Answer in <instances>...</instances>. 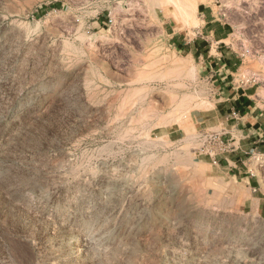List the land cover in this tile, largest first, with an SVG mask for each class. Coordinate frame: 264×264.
<instances>
[{
	"label": "rangeland",
	"instance_id": "374dc122",
	"mask_svg": "<svg viewBox=\"0 0 264 264\" xmlns=\"http://www.w3.org/2000/svg\"><path fill=\"white\" fill-rule=\"evenodd\" d=\"M216 51L264 99V0H0V264H264Z\"/></svg>",
	"mask_w": 264,
	"mask_h": 264
},
{
	"label": "crops",
	"instance_id": "0c3cea01",
	"mask_svg": "<svg viewBox=\"0 0 264 264\" xmlns=\"http://www.w3.org/2000/svg\"><path fill=\"white\" fill-rule=\"evenodd\" d=\"M200 6H202V3L198 4V9ZM228 24L233 26L230 23ZM231 35L232 34L229 33L227 37H230ZM212 38H214L217 43L226 42L228 40L227 38H219L215 36L214 32L212 33ZM185 45L186 49L187 47L191 49L187 56H191L193 60L196 61V54L193 52L192 46L195 47L197 45V39L193 43H190V41L186 42ZM195 51L198 50L195 49ZM216 52V59L211 60V54H201V56L198 57V61L204 60L205 63L201 62V64L204 65L203 68L206 73L208 74L209 69V72L213 73L211 76H215L216 82L221 81L223 87H225V89L227 88L225 97L220 98V100L217 101V103L224 102V105H215V107L210 110L199 111L198 114L191 116L192 121L199 126H206L209 124L212 126L222 122H228V124L231 125V130L233 132L238 130L243 134L242 144L245 151H242V153L244 154H249L248 152H252L253 147L257 144H262L260 147L264 148V99L259 92L260 88H256L254 82H252L253 78H256L257 76L261 77L262 75L252 72L253 74H250L252 80H250L248 83L243 82L242 86L240 87H234V82H231V80L233 77H236V75L231 71V68L228 64V60L231 59L228 57V55H225L224 52ZM213 64L217 66L215 70L212 67ZM209 65H211V68H209ZM229 86H231L232 89H229ZM234 112H236V115L233 114ZM168 135L171 137L174 135V132H170ZM261 155L264 156V154ZM238 158L241 160V155L236 153L226 157L225 161L228 163V165L235 164V167H237L236 164L238 160L236 159ZM238 169L239 174L244 173L246 176L242 182H244L245 185H249V179L251 178L249 176L250 170H246L243 167ZM254 200H258L259 206L264 204L262 203V201H264L263 198H254Z\"/></svg>",
	"mask_w": 264,
	"mask_h": 264
},
{
	"label": "built area",
	"instance_id": "2783aa9c",
	"mask_svg": "<svg viewBox=\"0 0 264 264\" xmlns=\"http://www.w3.org/2000/svg\"><path fill=\"white\" fill-rule=\"evenodd\" d=\"M204 81H206L208 83H212V86L215 87V85H214L216 83L215 76H211V75L210 76H207V77H205ZM216 90L218 92H220L221 91V88L217 86L216 87ZM233 114L236 115L235 112ZM263 145H264V142H263Z\"/></svg>",
	"mask_w": 264,
	"mask_h": 264
},
{
	"label": "bare ground",
	"instance_id": "6f19581e",
	"mask_svg": "<svg viewBox=\"0 0 264 264\" xmlns=\"http://www.w3.org/2000/svg\"><path fill=\"white\" fill-rule=\"evenodd\" d=\"M78 238V237H77ZM78 241H79V238H78Z\"/></svg>",
	"mask_w": 264,
	"mask_h": 264
}]
</instances>
